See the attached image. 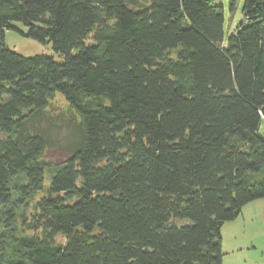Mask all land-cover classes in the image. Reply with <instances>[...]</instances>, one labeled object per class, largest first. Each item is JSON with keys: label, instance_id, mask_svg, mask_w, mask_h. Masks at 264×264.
I'll list each match as a JSON object with an SVG mask.
<instances>
[{"label": "trees", "instance_id": "obj_1", "mask_svg": "<svg viewBox=\"0 0 264 264\" xmlns=\"http://www.w3.org/2000/svg\"><path fill=\"white\" fill-rule=\"evenodd\" d=\"M240 14L0 0V264H222L264 199V0ZM14 22L57 59L11 51Z\"/></svg>", "mask_w": 264, "mask_h": 264}, {"label": "rangeland", "instance_id": "obj_2", "mask_svg": "<svg viewBox=\"0 0 264 264\" xmlns=\"http://www.w3.org/2000/svg\"><path fill=\"white\" fill-rule=\"evenodd\" d=\"M221 3L225 9L224 30L227 35L241 20L243 0H237L232 20H229L228 0H221ZM11 25L15 29L4 30V43L11 51L25 57L44 54L57 59L49 43L22 35L26 33V28L19 22ZM57 100L59 104H64L60 96ZM259 132L264 138V122ZM221 242L224 253L222 264H264V199L247 204L234 221L225 223L221 228Z\"/></svg>", "mask_w": 264, "mask_h": 264}]
</instances>
